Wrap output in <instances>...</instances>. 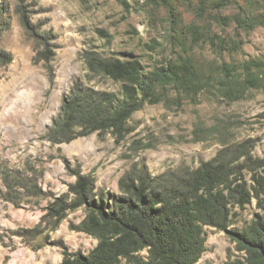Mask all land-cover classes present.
I'll return each instance as SVG.
<instances>
[{
	"label": "rangeland",
	"instance_id": "374dc122",
	"mask_svg": "<svg viewBox=\"0 0 264 264\" xmlns=\"http://www.w3.org/2000/svg\"><path fill=\"white\" fill-rule=\"evenodd\" d=\"M217 1L209 0L205 18L198 20L189 8L196 0H24L32 22L56 35L50 85L42 65L34 62V45L15 13L17 0H0V51L11 55L7 64L0 60V172L5 165L22 171L30 163L42 172L38 183L43 191L58 197L75 181L67 167L91 174L96 188L119 194L118 180L134 164L146 167L151 175L181 166L196 169L222 149L242 145L248 146L252 159L264 161V27L239 32L241 49L221 55L206 44L193 43L186 32L192 24L203 30L209 18L233 17L238 12L233 3L218 8ZM235 1L247 15L264 16V0ZM170 12L174 20L180 19L178 40L171 39ZM211 34L228 42L234 38V25L223 30L213 24ZM85 51L105 59H137L143 73L188 61L195 72L193 83L189 91L179 85L158 88L159 102L136 112L119 140L104 132L51 145L44 135L76 82L122 96L120 83L88 78L82 59ZM250 62L259 67L252 68L260 81L258 87L242 86L241 99H225L217 86L218 67L231 66L242 85L243 66ZM244 176L249 182L250 174ZM51 202L50 197L24 199L21 203L34 204L16 208L0 199V264H60L61 249L56 245L62 243L70 253L83 255L96 247V240L68 230L69 223L82 221V210L69 213L56 231H48L49 242L40 249L37 246L43 237L28 240L14 235L20 229H33ZM231 212L229 230L233 231L245 229L261 213L255 201ZM204 231L205 251L197 264H225L243 258L226 233L210 227ZM140 256L145 258L146 252Z\"/></svg>",
	"mask_w": 264,
	"mask_h": 264
},
{
	"label": "trees",
	"instance_id": "16d2710c",
	"mask_svg": "<svg viewBox=\"0 0 264 264\" xmlns=\"http://www.w3.org/2000/svg\"><path fill=\"white\" fill-rule=\"evenodd\" d=\"M189 6L198 20L204 19L210 8L209 0H196ZM231 3L238 12L233 17L215 16L199 30L195 24L186 28L193 43L201 42L219 55L241 49L240 34H247L256 27H264V16L256 18L244 13L235 0H218L215 5L225 8ZM15 13L26 38L35 48L34 62L46 71L50 85L54 80L52 63L56 35L44 25L32 22L24 0H17ZM0 10V20L2 18ZM171 29L179 39V17L174 20L170 12ZM174 20V21H172ZM224 30L234 25V38L225 42L211 34V26ZM52 43V44H51ZM51 44V45H50ZM4 56H7L4 61ZM88 78H108L122 86V96L97 91L81 82H76L64 98L57 118L44 135L51 145L69 144L93 133L110 132L119 140L126 132L130 118L146 104L159 102L158 88L179 85L189 91L194 78L193 67L188 61L177 67L169 66L154 72L143 73L141 63L130 60L105 59L92 51L82 55ZM0 60L6 64L11 55L0 51ZM250 62L243 66V83H239L233 68L221 64L217 69V86L225 99L236 101L242 98L244 87L257 88L259 79ZM22 171L7 165L1 168L3 191L0 199L14 207L32 205L21 203L24 199L52 198L44 208V214L33 229H20L14 235L21 239L35 240L43 237L37 249L49 242L47 232L56 231L69 213L82 210L84 218L68 230L81 233L97 241L96 247L87 255L70 253L61 243L60 264H197L205 251V227L226 233L236 244L242 259L229 260L225 264H264V161L252 159L247 145L234 149L225 148L210 161L196 169L181 166L168 169L159 175H151L146 167L134 164L118 180L119 194L96 188L91 174L80 170H67L75 178L67 186V192L53 197L39 186L42 172L27 163ZM250 174L249 182L244 173ZM255 201L261 211L243 230H229L232 225V208L244 209ZM146 257H141V252Z\"/></svg>",
	"mask_w": 264,
	"mask_h": 264
}]
</instances>
